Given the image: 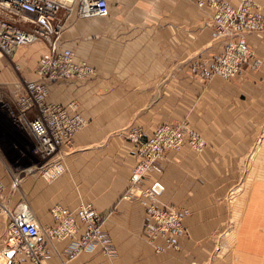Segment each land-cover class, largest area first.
I'll list each match as a JSON object with an SVG mask.
<instances>
[{
  "label": "crops",
  "instance_id": "1",
  "mask_svg": "<svg viewBox=\"0 0 264 264\" xmlns=\"http://www.w3.org/2000/svg\"><path fill=\"white\" fill-rule=\"evenodd\" d=\"M226 1L235 7L243 2ZM250 1L264 23V0ZM108 4L107 17L60 14L61 47L73 51L75 62L93 66L95 74L52 83L48 100L78 101L87 125L61 157L60 174L51 175L49 165L36 161L14 169L0 160L5 207L11 211L25 202L42 231L53 223L50 208L56 204L74 209L90 203L101 214L114 256L99 247L70 254L68 240H53L42 264H264V196L251 195L244 219L233 229L224 206L231 172L264 125V29L246 35L257 67L248 64L230 80H204L192 75L191 65L210 60L223 45V39L211 36V9L199 8L193 0ZM47 51L39 40L19 47L11 57L0 54V90L16 91L21 79H35L38 59ZM162 122L183 123L206 141L201 151L188 144L168 151L141 186L157 180L163 187L157 204L174 206L182 214L185 234L177 239L178 251L166 249L159 238L149 241L137 193L122 197L136 154L117 132L130 127L148 134ZM56 163L55 158L50 167ZM7 221L0 216V252ZM217 249L249 253L237 260L227 254L219 258L214 256ZM9 259V264H33L21 254Z\"/></svg>",
  "mask_w": 264,
  "mask_h": 264
},
{
  "label": "built area",
  "instance_id": "2",
  "mask_svg": "<svg viewBox=\"0 0 264 264\" xmlns=\"http://www.w3.org/2000/svg\"><path fill=\"white\" fill-rule=\"evenodd\" d=\"M200 7L213 8V38L225 37L223 49L211 58V67L203 71L202 65H193L194 73L206 76L215 74L225 78L238 73L243 61L251 55L244 33L262 31L263 17L260 12L251 11V1L245 0L234 7L223 0H194ZM74 13L78 18L109 16L108 0H0V54L11 57L21 46L42 40L48 51L40 56L36 65L35 79H21L15 83V99L6 107L8 116L19 131L28 139L29 154L39 165H49L54 174L60 163L51 162L60 148L68 143L80 128L86 124L84 116L69 113L55 103L48 102L49 87L52 83L67 79H84L93 75L94 70L82 60L75 62L73 51L62 48L60 36L63 29L61 13ZM133 141L142 137L134 129L125 134ZM142 145L137 146L136 164L132 168L129 187L124 194L137 193L144 198L145 232L149 241L161 239L165 248L179 250L178 238L185 234L182 214L173 206L157 204L163 187L153 181L146 189L140 186L143 179L153 171L154 163L163 157L166 149L178 150L184 144L199 151L203 142L196 132L182 125H160ZM47 162V163H46ZM53 162V161H52ZM53 168V169H52ZM52 170V171H51ZM3 185L0 183V216L8 218L6 224L7 244L15 253L25 254L34 262L46 256L44 238H75L70 253L91 250L102 246L105 254L114 253L110 240L102 229L101 215L90 203L71 209L53 205L50 215L55 223L42 231L34 222L33 215L25 202H18L8 210L2 198ZM138 195V196H139ZM50 240V241H51ZM4 255L0 256V259Z\"/></svg>",
  "mask_w": 264,
  "mask_h": 264
},
{
  "label": "rangeland",
  "instance_id": "3",
  "mask_svg": "<svg viewBox=\"0 0 264 264\" xmlns=\"http://www.w3.org/2000/svg\"><path fill=\"white\" fill-rule=\"evenodd\" d=\"M223 1L227 2L226 0H223ZM244 1L245 0H243V2ZM227 3H229V2H227ZM195 4H196V2H195ZM198 7L199 8H209L207 6H205V7L198 6ZM209 9L212 10V15H211L210 22L213 25V30H212V32H213L215 30V26L213 24L214 10H213V8H209ZM251 11H252V2H251ZM252 12H254V11H252ZM255 12H258V11H255ZM212 32H211V36H212ZM253 32H261V31H253ZM253 32L244 33L245 39H246V35L247 34L253 33ZM212 38H213V36H212ZM213 39L214 40L223 39V45H222V48H221V50H222L224 45H225V43H226L225 37L216 38V39L213 38ZM246 41H247V39H246ZM247 44L249 45L248 42H247ZM250 51H251V55L248 56L245 61H243L238 73H236L232 77L225 78V77H223L221 75H217V74L209 77V76H206L204 73H201V72H199V73H194L193 72L192 67L195 64L196 65H202V70L201 71H203L206 68H210L211 67V61L210 60H211V58H213L214 55L211 56L210 60H208V61L199 62V63H193L191 65L192 75L193 76H199L200 78H202L204 80H211L214 77H220V78H222L224 80L233 79V78L239 76L242 73V71H243V69L245 68L246 65H248V64L250 65L252 63V66L257 67V65L259 64L258 61H256V60L252 61L251 60L252 56H253V52H252L251 49H250ZM88 65L91 66L90 64H88ZM91 67L94 70V73H93V75H94L95 74V68L93 66H91ZM93 75H91V76H93ZM75 79H78V78H75ZM84 79H88V78H84ZM84 79H79V80H84ZM49 92H50V90H49ZM15 95H16V91H14V90H7V91L0 90V133L2 134L1 137H0V160L5 166H7L9 168H14V169L17 168V169H19V167H20L19 164H26V163H29V162H35L36 160L33 159V157L28 152V148L30 146V143H29L28 139L25 138L24 136H22L19 133V131L14 127V125L12 124V122H11L9 116H8V113L6 111V107L12 105V103H13V101L15 99ZM48 96H49V94H48ZM48 102L55 103V102H51L49 100H48ZM55 104L59 105V107H61L62 109L66 110L69 113H72V114L73 113H78V114L83 116V114L81 112L80 104L76 100H71V101H69V102H67L65 104H61V103H55ZM164 124H167V125L179 124V125H182L185 130H186V128H188L183 123L162 122V123L157 124L148 134L145 133V131H143L141 128H130V127H128V128L119 130V132H117L118 133L117 136L120 139H122L123 141L130 142L133 145L134 151H135L134 153L136 154L137 146H139V145L141 146L142 145L141 143H143L149 136H151L152 133L154 132V130L157 127H159L160 125H164ZM86 125H87V120H86V124L82 128H80L76 133L80 132ZM134 129H137V130L142 132V137L140 136L138 141H133L131 138L125 136V134L127 132H129L131 130H134ZM73 136L68 139V143L67 144L63 145L60 148L59 153H58V155L56 157V160L58 161V163H60L62 165H63V158H61V157H63V155H65V152L67 151L68 148L72 147ZM198 136L201 138V141L203 142V146L199 150V151H201L203 148L206 147V141L199 134H198ZM168 151H170V149H166L163 152L164 155H163V157L161 159L164 158L165 154ZM54 159L52 160L53 162H54ZM161 159H159V160H161ZM159 160H157L156 162H158ZM52 161H49V162L53 163ZM136 161L137 160L135 159V162H134L133 166L130 169L129 178H130V175H131V172H132V168L136 164ZM155 163H154V165H155ZM57 166H59V168H61V166L59 164H57ZM153 169H154V166H153ZM57 170L60 173L63 172L61 169H57ZM231 173H232V180H231L232 182H231L230 186L227 188V191L225 190L226 193L224 192V194H225L224 195V206H225V210H227V211H229L231 213V220H230V223H231L230 226L231 227H230V229H233L235 223L237 224L238 221H240V219H244L243 214L245 213L246 210H248V206L250 205V203H248V201H249L251 195L253 193H255V195H252V196H256V198H258L260 195L264 196V125L262 126V129L259 132H257L256 137L252 140V143L249 146V150L247 151V153H245L244 156L242 157V159H240L238 161V164H237L234 172H231ZM50 174L52 175L51 172H50ZM56 174H57V172L54 175H56ZM128 183H129V179H128ZM140 186H142V184ZM146 188L147 187H142L141 191L143 189H146ZM127 190H128V188H127ZM127 190H126V192H127ZM126 192L124 194H126ZM124 194L122 196L123 198L130 197V194H127V197H124ZM137 195H139V194H137ZM138 197L141 200L140 203L142 204V206L144 208V212H145L146 205L143 202L144 198L142 196V192H140V195ZM81 204H88V203H81ZM79 206H77V207H79ZM92 208H94V207L92 206ZM173 208H175V207L173 206ZM252 210L255 211V208H252ZM101 220L103 221L102 216H101ZM54 223H55V220H53V223L48 225V226H52ZM145 224H146V221H145ZM101 226H102V224H101ZM237 232H238V230H237ZM105 234H106L107 238L110 240V243H111L112 247L114 248V246L112 244V241H111V238L109 237V235L106 232H105ZM246 236L249 237V235H244L243 238L246 237ZM262 237L264 238V231L263 230H262ZM231 238H234V239L238 240V238H240V235H234V236H231ZM6 239H7V235H6V238L4 240L5 246H4L3 250H2V252H0V256L4 255V258L0 259V264H9V260H10L9 258L13 257L14 254H20V253H15L12 249H10L11 248V244L10 243L7 244V240ZM44 239H45L44 240V245L46 247V251L47 252H46V256L42 257L38 263L34 262L30 257H28L25 254H21V255H24V257L27 258L33 264H42L43 258L48 256V249H49L50 243L53 240H68L70 242V244L68 246V249H67L68 253H70V251H72L71 248H72L73 243L75 242V238H69V237L56 238V239H52V240L51 239H46V238H44ZM245 239H247V238H245ZM95 247H99L101 252L103 254H105L101 245L100 246L98 245V246H95ZM166 249H170V248H166ZM80 251H84V249L80 250ZM174 251H178V250H174ZM8 252H13V254L11 256H9L7 254ZM244 253H249V252H248V250H234V251H230V252H227V253L224 254V252H221L220 250L217 249L214 252V256L222 258L223 254H224V256L227 254V256L237 260L238 259V255H241V254H244ZM72 254H74V253H72ZM115 254H116V250L114 248V253L105 254V255H107L109 257H112Z\"/></svg>",
  "mask_w": 264,
  "mask_h": 264
},
{
  "label": "water",
  "instance_id": "4",
  "mask_svg": "<svg viewBox=\"0 0 264 264\" xmlns=\"http://www.w3.org/2000/svg\"><path fill=\"white\" fill-rule=\"evenodd\" d=\"M7 254H8L9 256H11V255L13 254V252H8Z\"/></svg>",
  "mask_w": 264,
  "mask_h": 264
}]
</instances>
